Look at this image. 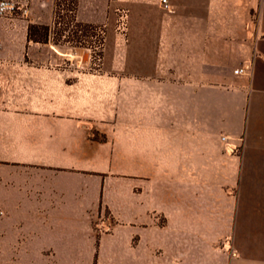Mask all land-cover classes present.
<instances>
[{
  "label": "crops",
  "instance_id": "0c3cea01",
  "mask_svg": "<svg viewBox=\"0 0 264 264\" xmlns=\"http://www.w3.org/2000/svg\"><path fill=\"white\" fill-rule=\"evenodd\" d=\"M167 1L79 0L98 70L0 22V264H264V0Z\"/></svg>",
  "mask_w": 264,
  "mask_h": 264
},
{
  "label": "rangeland",
  "instance_id": "374dc122",
  "mask_svg": "<svg viewBox=\"0 0 264 264\" xmlns=\"http://www.w3.org/2000/svg\"><path fill=\"white\" fill-rule=\"evenodd\" d=\"M79 0H34L32 12L27 20L16 19H1L3 24L21 23L28 27L34 28L31 33L33 42V51L29 53L42 55L47 53H57L59 46L61 47H89L93 46L94 42L99 41L101 37H97L98 33H89L86 31V27L79 25L77 21V9ZM117 0H97L98 4H105L108 10L112 4H115ZM123 9V8H117ZM115 9V25L119 21L118 15ZM127 10V9H126ZM75 23L74 27L71 26ZM129 22V18H128ZM103 30L106 31L107 26L105 24L100 25ZM81 31V32H80ZM107 33V32H106ZM11 32L3 31V40L0 43V51L2 54L16 53V49L13 46L12 38L9 36ZM93 38V39H91ZM90 39V40H89ZM34 40H39L36 42ZM81 41V45L75 44ZM80 65V63H79ZM92 68L93 62H92ZM96 69V68H94ZM97 230H107L111 228V219L108 212H104L97 220Z\"/></svg>",
  "mask_w": 264,
  "mask_h": 264
},
{
  "label": "built area",
  "instance_id": "2783aa9c",
  "mask_svg": "<svg viewBox=\"0 0 264 264\" xmlns=\"http://www.w3.org/2000/svg\"><path fill=\"white\" fill-rule=\"evenodd\" d=\"M34 0H0V20L1 19H16V20H27L32 12ZM162 4L164 9L167 11L170 9L169 3L167 0H162ZM119 21L116 23V32L120 36H126L128 33V18L129 11L126 9H117L116 10ZM74 22L71 24L74 26ZM86 31L91 33H98L97 37H101L99 41L94 42L93 46L90 45L91 51V62H93V67L96 70L100 69L103 63V51L105 48L106 42V31L101 28V26L97 27H88ZM81 32V31H80ZM93 39V38H91ZM76 44V41H75ZM79 45H81V41H78ZM76 44V45H77ZM249 73V67L241 68L235 71L237 75H247ZM223 143V149L226 154L237 155L240 153V147L234 143H232L228 138L223 137L221 139ZM1 213V212H0Z\"/></svg>",
  "mask_w": 264,
  "mask_h": 264
},
{
  "label": "trees",
  "instance_id": "16d2710c",
  "mask_svg": "<svg viewBox=\"0 0 264 264\" xmlns=\"http://www.w3.org/2000/svg\"><path fill=\"white\" fill-rule=\"evenodd\" d=\"M33 30H34V28L29 27V35H28V39H29V40L32 39L31 33L33 32ZM34 41L39 42V40H38V41H37V40H34Z\"/></svg>",
  "mask_w": 264,
  "mask_h": 264
}]
</instances>
